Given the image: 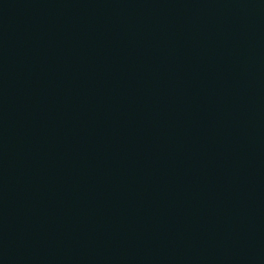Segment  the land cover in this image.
<instances>
[{
    "label": "water",
    "instance_id": "obj_1",
    "mask_svg": "<svg viewBox=\"0 0 264 264\" xmlns=\"http://www.w3.org/2000/svg\"><path fill=\"white\" fill-rule=\"evenodd\" d=\"M45 0H0V154Z\"/></svg>",
    "mask_w": 264,
    "mask_h": 264
}]
</instances>
